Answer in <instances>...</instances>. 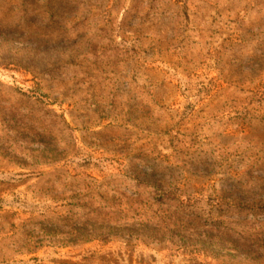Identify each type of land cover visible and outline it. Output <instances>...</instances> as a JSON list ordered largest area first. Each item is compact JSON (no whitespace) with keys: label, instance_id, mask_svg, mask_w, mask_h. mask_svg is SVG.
<instances>
[{"label":"rangeland","instance_id":"1","mask_svg":"<svg viewBox=\"0 0 264 264\" xmlns=\"http://www.w3.org/2000/svg\"><path fill=\"white\" fill-rule=\"evenodd\" d=\"M0 264H264V0H0Z\"/></svg>","mask_w":264,"mask_h":264}]
</instances>
